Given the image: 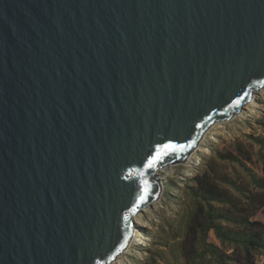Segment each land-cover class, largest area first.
Listing matches in <instances>:
<instances>
[{
	"label": "water",
	"instance_id": "1",
	"mask_svg": "<svg viewBox=\"0 0 264 264\" xmlns=\"http://www.w3.org/2000/svg\"><path fill=\"white\" fill-rule=\"evenodd\" d=\"M263 88L264 0H0V264L113 263Z\"/></svg>",
	"mask_w": 264,
	"mask_h": 264
},
{
	"label": "rangeland",
	"instance_id": "2",
	"mask_svg": "<svg viewBox=\"0 0 264 264\" xmlns=\"http://www.w3.org/2000/svg\"><path fill=\"white\" fill-rule=\"evenodd\" d=\"M237 145L251 152L253 163L239 155L243 163L219 159L217 152L226 155ZM263 161L264 88L256 90L252 101L232 119L214 124L185 161L158 169L159 197L133 217L136 236L111 264H237L236 246L223 242L214 230H208L202 238L201 228L207 224L208 211L219 210L221 205L216 202L209 205L197 196V178L211 164L233 183L253 189L247 169L261 175ZM221 185L237 194L234 186ZM255 220L264 223V215L257 214ZM214 221L223 227L241 230L220 217ZM217 254L223 258L218 259ZM253 260L255 264H264V250L253 253Z\"/></svg>",
	"mask_w": 264,
	"mask_h": 264
},
{
	"label": "trees",
	"instance_id": "3",
	"mask_svg": "<svg viewBox=\"0 0 264 264\" xmlns=\"http://www.w3.org/2000/svg\"><path fill=\"white\" fill-rule=\"evenodd\" d=\"M217 155L220 160H237L243 163L239 157L241 156L246 162L253 163L251 152L240 145H237L234 151L228 152L226 155L220 152H217ZM247 170L249 172L250 185L253 189H250L249 186L246 187V185L233 183L232 180L214 169L211 164L208 165L206 172L197 178L199 186L197 196L209 205L212 202L221 205L219 210L210 208L208 211L207 224L201 228L203 231L202 238H205L208 230H214L217 237L223 242L236 246L234 253L236 254L237 264H255L253 253L264 250V223L260 220H255L257 214L264 215V161L261 175L251 169ZM220 183L234 186V190L239 195L222 188ZM244 198L246 201H244ZM245 202H248L249 206L245 205ZM219 217L227 220L230 224L238 226L241 230L226 228L216 224L214 220L219 219ZM192 230L190 227V234ZM197 231H195V234ZM217 255L218 259L223 258L221 254Z\"/></svg>",
	"mask_w": 264,
	"mask_h": 264
},
{
	"label": "snow or ice",
	"instance_id": "4",
	"mask_svg": "<svg viewBox=\"0 0 264 264\" xmlns=\"http://www.w3.org/2000/svg\"><path fill=\"white\" fill-rule=\"evenodd\" d=\"M168 147H173V146H168ZM156 162V158H154V160L153 161H150L149 162V166L151 167V166H153V164Z\"/></svg>",
	"mask_w": 264,
	"mask_h": 264
},
{
	"label": "bare ground",
	"instance_id": "5",
	"mask_svg": "<svg viewBox=\"0 0 264 264\" xmlns=\"http://www.w3.org/2000/svg\"><path fill=\"white\" fill-rule=\"evenodd\" d=\"M159 185H160V184H159ZM136 232H137V231L135 230V231H134V234H136ZM135 236H136V235H134L133 237L135 238ZM134 238H133V239H134Z\"/></svg>",
	"mask_w": 264,
	"mask_h": 264
}]
</instances>
